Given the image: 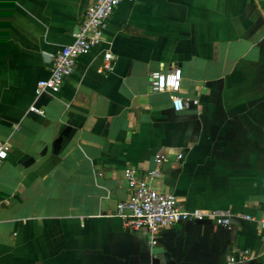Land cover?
Segmentation results:
<instances>
[{
  "label": "crops",
  "instance_id": "1",
  "mask_svg": "<svg viewBox=\"0 0 264 264\" xmlns=\"http://www.w3.org/2000/svg\"><path fill=\"white\" fill-rule=\"evenodd\" d=\"M91 1L0 0V264H225L241 251L235 264H264V232L243 218L264 219V0L123 1L59 92L36 98ZM172 68L181 112L149 89ZM126 168L157 170L151 186L186 210L229 211L233 229L180 221L155 245L126 230Z\"/></svg>",
  "mask_w": 264,
  "mask_h": 264
},
{
  "label": "built area",
  "instance_id": "2",
  "mask_svg": "<svg viewBox=\"0 0 264 264\" xmlns=\"http://www.w3.org/2000/svg\"><path fill=\"white\" fill-rule=\"evenodd\" d=\"M129 0H92L79 23L74 40L64 46L50 62L49 77L39 80L34 89L35 97L43 93L56 94L59 92L65 78L75 70L76 60L80 55L88 53L100 43V30L113 14L117 7ZM112 55L106 53L98 69L99 73H109L112 70ZM181 69L172 68L167 72L153 71L149 74V89L152 93H166L171 102L173 111L181 112L187 107V102L180 96ZM196 105V101L191 102ZM31 112L42 114V110L32 106ZM10 146L0 141V168L7 159ZM178 155L177 159H181ZM163 156H156V162L161 163ZM159 175L157 170L147 173L146 178L139 177L131 168L123 171V180L130 192V198L116 205L115 216L121 219L123 227L128 231L145 230L151 244L157 243L160 232L171 228L180 221L199 222L205 219L212 220L216 225L231 231V213L227 210H186L180 206L173 194L162 193L154 189L150 181ZM247 221L255 222L264 232V219L256 220L250 215H244ZM248 259V252L241 251L238 256H230L225 264H235Z\"/></svg>",
  "mask_w": 264,
  "mask_h": 264
}]
</instances>
